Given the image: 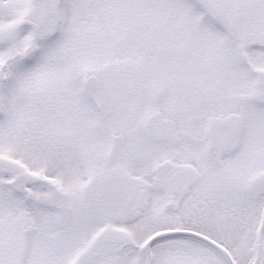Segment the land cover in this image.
<instances>
[{
  "label": "snow or ice",
  "instance_id": "obj_1",
  "mask_svg": "<svg viewBox=\"0 0 264 264\" xmlns=\"http://www.w3.org/2000/svg\"><path fill=\"white\" fill-rule=\"evenodd\" d=\"M0 264H264V0H0Z\"/></svg>",
  "mask_w": 264,
  "mask_h": 264
}]
</instances>
